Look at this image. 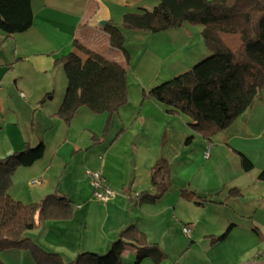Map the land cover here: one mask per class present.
Here are the masks:
<instances>
[{"label": "crops", "instance_id": "1", "mask_svg": "<svg viewBox=\"0 0 264 264\" xmlns=\"http://www.w3.org/2000/svg\"><path fill=\"white\" fill-rule=\"evenodd\" d=\"M157 4L30 0L31 27L9 37L0 31V159L27 146L45 147L40 160L15 171L9 194L23 204L56 194L71 205L69 218L44 221L26 236L72 262L81 253L106 254L119 233L133 226L144 233L147 246L166 256L160 264H264V182L256 180L264 171V88L226 130L209 140L194 134L187 144L193 134L188 117L165 112L145 95L210 53L200 26L185 24L157 34L122 28L125 14ZM101 23L119 28L127 59L109 46ZM77 46L127 68V104L109 120L86 107L69 123L55 116L74 102L65 92L66 78L53 77L60 67L55 61L79 60L82 83L99 67ZM58 90L63 94L53 104ZM93 136L101 142H93ZM207 143L212 147L205 157ZM242 157L252 163L251 172H243ZM161 160L169 166V192L156 202L140 201L141 195L155 193L151 173ZM86 171L100 172L115 198L96 202ZM183 226H190L189 235ZM228 228L226 238L213 243ZM135 254L125 248L121 264L135 262ZM0 258L4 264H34L28 253L15 250Z\"/></svg>", "mask_w": 264, "mask_h": 264}, {"label": "trees", "instance_id": "2", "mask_svg": "<svg viewBox=\"0 0 264 264\" xmlns=\"http://www.w3.org/2000/svg\"><path fill=\"white\" fill-rule=\"evenodd\" d=\"M30 0H0V31L6 36L26 32L32 25ZM185 24L200 26L209 58L187 72L156 86L146 97L154 100L165 112L188 117V128L195 135L209 140L226 130L231 123L252 106L264 88V0H158L151 10L138 9L123 16V29L157 34ZM109 46L123 52L124 39L118 27L106 23ZM76 47V44H75ZM85 52L99 67L82 83L81 62L71 56L56 60L66 78V94L74 98L72 106L55 116L69 123L81 107L93 115L106 114L108 120L128 101L127 68L102 56ZM44 100L39 104H43ZM108 127V121L104 132ZM93 142L101 139L93 136ZM44 144L27 146L21 152L0 159V254L7 251L28 253L35 264H121L125 248L136 250L134 264L149 259L160 264L166 256L157 248L146 245L144 233L133 226L122 230L118 239L104 255L81 253L72 262L37 246L26 233L47 220L67 219L71 205L63 197L48 195L39 203L23 204L14 200L9 191L18 168L32 166L44 154ZM243 172L253 169L246 158L241 159ZM169 166L165 160L152 169L153 195L141 200L156 202L171 188ZM257 181L264 182V171ZM237 193V191H230ZM147 198V199H146ZM228 228L213 243L226 238ZM0 264H4L0 258Z\"/></svg>", "mask_w": 264, "mask_h": 264}, {"label": "built area", "instance_id": "3", "mask_svg": "<svg viewBox=\"0 0 264 264\" xmlns=\"http://www.w3.org/2000/svg\"><path fill=\"white\" fill-rule=\"evenodd\" d=\"M211 147H212L211 143L206 144L205 149L203 151V155L205 157H208ZM85 177L88 180V184L92 189V198L96 202L101 203V204H106L107 202L115 198L116 193L114 192L113 189H111L108 185H106L100 172L86 171ZM34 182L35 181H33V183ZM182 232L185 235H189L190 226H183Z\"/></svg>", "mask_w": 264, "mask_h": 264}, {"label": "rangeland", "instance_id": "4", "mask_svg": "<svg viewBox=\"0 0 264 264\" xmlns=\"http://www.w3.org/2000/svg\"><path fill=\"white\" fill-rule=\"evenodd\" d=\"M120 26V25H119ZM53 77H62V79L64 78L65 79V74H64V72H63V70H62V68L61 67H59L57 70H55V72H54V74H53ZM61 94H63V93H61V91H59L58 90V95H57V98H56V100H55V102L53 103V104H55V103H57V102H59L60 101V95ZM88 181V180H87ZM91 188V187H90ZM91 191H92V189H91ZM65 261V260H64ZM26 261L24 260L23 262H22V264H26L25 263ZM66 263H70L71 262V259L70 260H66L65 261ZM10 263V262H9ZM32 263H34L33 262V260H32ZM35 264V263H34ZM131 264H134V260H132L131 261Z\"/></svg>", "mask_w": 264, "mask_h": 264}, {"label": "water", "instance_id": "5", "mask_svg": "<svg viewBox=\"0 0 264 264\" xmlns=\"http://www.w3.org/2000/svg\"><path fill=\"white\" fill-rule=\"evenodd\" d=\"M101 25H102V26H104V25H105V23H101Z\"/></svg>", "mask_w": 264, "mask_h": 264}]
</instances>
